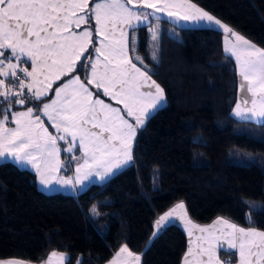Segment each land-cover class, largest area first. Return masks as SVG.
Masks as SVG:
<instances>
[{
  "label": "trees",
  "instance_id": "1",
  "mask_svg": "<svg viewBox=\"0 0 264 264\" xmlns=\"http://www.w3.org/2000/svg\"><path fill=\"white\" fill-rule=\"evenodd\" d=\"M190 1L264 49V0ZM178 30L179 37L163 31L155 60L148 28L136 31L138 54L167 104L138 131L130 166L72 195L48 194L35 172L0 164V260L43 263L56 252L71 264H107L126 244L141 264H182L189 248L182 226L152 239L157 218L179 202L198 224L224 219L264 231V214L253 207L264 206V126L233 116L240 82L224 34ZM87 72L78 65L74 74L86 81ZM95 205L98 219L90 216ZM220 256L228 264L237 259Z\"/></svg>",
  "mask_w": 264,
  "mask_h": 264
},
{
  "label": "snow or ice",
  "instance_id": "2",
  "mask_svg": "<svg viewBox=\"0 0 264 264\" xmlns=\"http://www.w3.org/2000/svg\"><path fill=\"white\" fill-rule=\"evenodd\" d=\"M88 2L0 0V158L10 156L15 162L31 165L45 187L54 182L73 189L85 180L93 182L92 177L104 180L127 167L133 160L137 131L146 130L145 121L151 120L153 112L166 102L164 89L149 75L142 58L135 57L143 71L129 58L130 43L135 51L136 30L155 12H166L169 17L197 26L206 22L223 34H231L236 43L225 51L235 58L239 75L246 82L240 84L244 95L235 105L233 115L239 121L264 126V49L187 0H96L90 11L77 15L88 8ZM147 8L153 12L138 10ZM181 8L183 12L171 11ZM154 18L159 20L158 16ZM91 21H94L92 28L74 30ZM125 28L133 33L131 41ZM152 39H157L155 30ZM152 58L156 59L155 54ZM81 60L84 63H79L80 73L86 65L89 69L86 81H81L79 73L72 75ZM65 76L70 78L57 83L53 90V83ZM49 95L52 98L46 101ZM101 95L111 97L123 108L106 104L99 98ZM249 104L251 107H247ZM14 105L27 107L12 111ZM41 117L47 119L48 127ZM126 117H131V121ZM49 127L58 135L50 133ZM58 141L72 145L63 149L71 154L67 164L60 159ZM73 161H76L74 175L67 178L57 175L62 169L66 174L71 171ZM253 207L264 214V206ZM92 213L98 214L96 208ZM169 217L184 220L189 235L193 229L207 234L197 237L203 245L198 249L196 264H220L218 245L233 255L231 250L237 249L239 264H264V231L239 227L224 219L200 227L187 219L181 202L155 222L154 238L174 224L175 220ZM251 219L246 215V220ZM192 256L189 248L184 264H193ZM65 260L71 264L70 257L53 252L48 264H64ZM0 264L25 262L14 258L0 260ZM109 264H140V256L125 244Z\"/></svg>",
  "mask_w": 264,
  "mask_h": 264
},
{
  "label": "rangeland",
  "instance_id": "3",
  "mask_svg": "<svg viewBox=\"0 0 264 264\" xmlns=\"http://www.w3.org/2000/svg\"><path fill=\"white\" fill-rule=\"evenodd\" d=\"M96 2V0H89V2H88V8L87 9H85V11L84 12H79V13H77V15H84L85 14V12H87V11H90L91 9H92V7H93V4ZM187 3H189V4H194V5H196V7L197 8H200V9H202L203 11H206V12H208L210 15H212V16H214L213 14H211L209 11H207V10H205V9H203L202 7H200L199 5H197V4H195L194 2H192V1H190V0H187ZM129 7H132V5H129ZM139 11H143V12H153V9H151V8H147V9H138ZM171 11H174V12H183V9L181 8V9H171ZM154 16H158L159 17V20H156L155 18H154ZM154 16H149V18H148V21H147V23L146 24H141L140 25V27L139 28H141V27H147L148 28V30H149V34H150V38H151V42H150V48H151V53H152V55L153 54H155V56H156V58H157V56H158V51H159V40H160V38H161V36H162V33H163V31H167L168 32V34L169 35H171V36H173V37H179V30H178V28H212V29H215V30H219V31H221L218 27H216L215 25H212V26H208L207 24H206V22L205 23H203L202 25H200V26H197V25H195V24H193L192 22H186V21H178V19L176 18V17H169L168 15H167V13L166 12H155L154 13ZM215 17V16H214ZM216 19H218L217 17H215ZM220 20V19H219ZM221 21V20H220ZM223 24H225V25H227L226 23H224L223 21H221ZM91 23H93V25L92 26H94V21H91L90 22V24ZM134 23H135V21H134ZM85 24H88V23H81L80 24V26L78 27V28H75L74 30L75 31H77V32H81V31H83V30H85V29H89V28H85V29H83V25H85ZM92 26H91V28H92ZM229 28H231L229 25H227ZM138 28V29H139ZM137 29V30H138ZM232 29V28H231ZM125 30L126 31H128V35H129V40L131 41V37H132V35H133V33L131 32V30H129V29H127V28H125ZM136 30V31H137ZM153 30H155V32H156V36H157V39L155 40V41H153V39H152V32H153ZM233 30V32H235V33H237V34H239L238 32H236L234 29H232ZM222 32V31H221ZM240 36H242L241 34H239ZM135 37H136V43H135V51H132V49H131V43H130V45H129V58L132 60V63H134V64H136L137 65V67H140L139 65H138V61L135 59V57L136 56H139V57H141V55L140 54H138V44H139V39H138V36H137V33L135 32ZM242 37H244V36H242ZM93 39H95L96 40V35H95V33L93 34ZM244 39H246L245 37H244ZM246 40H248V39H246ZM249 41V40H248ZM251 44H253V45H255L257 48H260L259 46H257L256 44H254V43H252L251 41H249ZM231 43H236V41L234 40V38L233 37H231V34H224V46H225V49L226 48H229V47H231ZM89 49H90V47H89ZM262 49V48H261ZM226 52V51H225ZM227 53V52H226ZM6 54V53H5ZM87 53H85V55H86ZM228 54V53H227ZM229 55V54H228ZM101 60H103V57H101L100 58ZM233 59L235 60V58L233 57ZM82 61V60H81ZM80 61V62H81ZM80 62H78V64H77V66L79 65V63ZM89 63H90V61H89ZM236 63V65H237V62H235ZM141 68V67H140ZM87 69H88V67H87ZM237 69H238V65H237ZM18 70V69H17ZM141 70L143 71L144 69H142L141 68ZM238 73H239V70H238ZM89 74V69H88V72H87V75ZM72 75H75L74 73H72ZM239 77H240V75H239ZM65 80H67V79H69L70 77L69 76H65V77H63ZM62 78V79H63ZM61 79V80H62ZM153 79V78H152ZM56 81V82H54L53 83V90L55 89V86H56V84L57 83H63L64 81ZM154 80V79H153ZM7 82V81H6ZM240 84L241 83H245V85H246V82H243L242 81V78L240 77ZM157 83V82H156ZM157 84H159V83H157ZM160 85V84H159ZM90 87V89H94V86H89ZM160 87L162 88V86L160 85ZM164 94H165V92H164ZM243 95H244V93H242L241 91L239 92V102L241 101V99H242V97H243ZM52 97H51V95H49L48 96V99H46V101L47 100H50ZM95 98V97H94ZM100 99H102L106 104H110L112 107H117V108H123V105L122 104H117L116 103V101L115 100H113V99H111V97H109V96H103V95H101L100 97H99ZM165 98H166V95H165ZM249 98H251V94H249ZM167 104V99H166V102L165 103H163L162 104V106H160L155 112H153V114H155L160 108H162V107H164L165 105ZM15 106H17V107H21V108H18L17 110L18 111H23V110H25V108L27 107V105H25V106H20V105H14L13 106V108H12V111H14L15 110ZM247 107H251V105L249 104ZM34 112H35V109H34ZM234 116V115H233ZM235 117V116H234ZM43 120H44V123H45V127H48V121H47V119L46 118H44V117H41ZM127 119H129L130 121H131V117H126ZM236 118V117H235ZM10 120H11V118H9ZM237 119V118H236ZM147 121L148 120H146L145 121V125H146V123H147ZM252 122H254V121H252ZM9 125H11V124H9ZM8 125V126H9ZM9 127H14V125L13 126H9ZM49 129V128H48ZM54 132H56L55 131V129L53 130ZM52 131V132H53ZM139 131V130H138ZM138 131H137V134H138ZM49 132H50V130H49ZM51 133V132H50ZM55 135H58V133L57 134H55ZM136 138H137V136H136ZM136 138H135V140H134V142H133V146H132V156H133V150H134V146H135V142H136ZM58 143V146L61 148V152H60V159H61V161L63 162V163H65L66 164V162L68 163V156L69 155H71L70 153H66L65 151H63V149L66 147V146H72V145H66L65 144V141H58L57 142ZM77 150L74 148V152H76ZM63 153V154H62ZM77 155H79V152H77ZM133 161H134V157H133V160H132V162L128 165V166H130L132 163H133ZM5 162H11V163H13V164H15L16 166H18L19 168H21V169H25V168H29L30 170H32L33 172H34V170L35 169H33L32 167H31V165H26V164H21V163H18V162H15L14 161V158H12V157H10V156H8V157H5V158H0V164H2V163H5ZM75 163H76V161H73V169L71 170V171H69L67 174L64 172V170L62 169L59 173H57V175L58 176H63V177H65V178H67L68 176H71V175H74V166H75ZM127 166V167H128ZM126 167H124V168H122L121 170H119V171H116L115 172V174L114 175H112V176H109L108 178H106V179H104V180H101L99 177H92L91 178V180L93 181V182H89L88 180H85L84 181V183H83V185H79L78 184V188L80 189V191H78V193L79 192H83L86 188H88L91 184H102L103 182H105V181H107V180H109L110 178H112V177H114L117 173H119L120 171H122L123 169H125ZM35 173H37V172H35ZM37 175H38V186H39V188L42 190V191H44V192H46V193H48V194H51V193H55V192H65V193H69V194H74L75 193V190L73 189V188H69V187H65V186H63V185H60V184H55L54 182H52L51 183V186L50 187H45V186H43V185H41V183H40V177H39V174L37 173ZM77 193V192H76ZM179 203H181V202H179ZM179 203H177V204H179ZM184 205H185V211H186V213H187V219H190L191 221H192V223L193 224H196V225H198V226H200V227H203L204 225H201V224H198V223H196L195 221H193L192 219H191V217H190V215H189V213H188V210H187V207H186V204H185V202H182ZM176 204V205H177ZM176 205L174 206V207H172L169 211H171L172 209H174L175 207H176ZM93 208H96V210H97V213L98 214H93L92 213V209ZM169 211H167V212H169ZM166 212V213H167ZM163 215H165V213L164 214H162L161 216H163ZM90 216H91V218H93V219H98V218H100V213H99V211H98V206L97 205H95V206H93L92 208H91V210H90ZM159 219V217L157 218V220ZM156 220V221H157ZM169 220H175V224H179L180 226H182L184 229H185V231L187 232V235H188V239H189V248H193V245H194V243L196 242V241H198V239H197V237H199V236H201V235H207L206 233L205 234H201L198 230H196V229H193L192 230V233H191V235H189V232H188V226L185 224V221L184 220H182V219H179V218H175V217H169ZM155 221V222H156ZM165 223H167V221H165ZM213 224V223H212ZM206 227H208V226H206ZM241 227V226H240ZM154 232H156V227H155V223H154ZM154 232H153V235H152V239H154ZM159 235V234H158ZM157 235V236H158ZM189 248H188V250H189ZM218 249H220L221 250V248L219 247V245L217 246V250ZM192 251H193V249H192ZM231 252H235V254L237 255V261L234 263V264H239V255H238V250L237 249H232L231 250ZM134 254H136V253H134ZM136 255H139V254H136ZM65 256V255H64ZM140 256V255H139ZM193 257V256H192ZM217 258H218V256H217ZM140 259H141V256H140ZM191 259V258H190ZM205 259H206V257H205ZM192 260V259H191ZM221 263L223 264V262L221 261Z\"/></svg>",
  "mask_w": 264,
  "mask_h": 264
},
{
  "label": "crops",
  "instance_id": "4",
  "mask_svg": "<svg viewBox=\"0 0 264 264\" xmlns=\"http://www.w3.org/2000/svg\"><path fill=\"white\" fill-rule=\"evenodd\" d=\"M90 23V22H89ZM85 24V25H83L82 27H83V29H85V28H91V24ZM91 47V46H90ZM224 48H225V46H224ZM233 58V57H232ZM235 62H236V60H234ZM29 70H31V69H29ZM81 79V78H80ZM61 81H65V79L63 78ZM81 81H83L82 79H81ZM239 81H240V77H239ZM239 92H240V89H239ZM46 99H48V97H45V100ZM15 111H18V110H15ZM11 118V117H10ZM9 126H13L12 124L11 125H9ZM50 130V132L53 134V135H55V134H57L56 132H54L53 130V128H51V127H49V129H48V131ZM53 131V132H52ZM63 154V153H62ZM66 164H67V162H66ZM25 169H28V170H30L29 168H25ZM32 171V170H31ZM34 172H36V170H34ZM37 174V173H36ZM37 177H38V175H37ZM74 190H75V193L74 194H72V195H77L78 194V191H80V189L78 188V185H76V187L74 188ZM77 192V193H76ZM65 193V192H64ZM80 193V192H79ZM67 194H69V193H67ZM217 220V219H216ZM215 220V221H216ZM215 221H213L212 223H214ZM212 223L211 224H209V225H204L203 227H206V226H210V225H212ZM238 226V225H237ZM240 227V226H239ZM203 245V242L202 241H200V240H198V241H196L195 243H194V245H193V257H191V259H192V262H193V264H196V260L198 259V257H197V252H198V249H199V247H201ZM190 246V245H189ZM221 251H224V250H220V249H218L217 250V256H218V259H219V261H220V264H222L221 263V261L223 262V264H228L227 262H225L222 258H221V256H220V253H221ZM187 252H188V250H187ZM51 254L52 253H50L49 255H48V257L46 258V261L45 262H43V263H30V262H26V261H24L25 262V264H48V260H49V257L51 256ZM58 255H61V253H57ZM187 254V253H186ZM185 254V255H186ZM63 255V254H62ZM64 256V255H63ZM185 257V256H184ZM113 259V258H112ZM111 259V260H112ZM110 260V261H111ZM66 261V260H65ZM109 261V262H110ZM237 261V260H236ZM109 262L107 263V264H109ZM64 264H65V262H64ZM140 264H141V259H140ZM182 264H184V258H183V260H182Z\"/></svg>",
  "mask_w": 264,
  "mask_h": 264
}]
</instances>
